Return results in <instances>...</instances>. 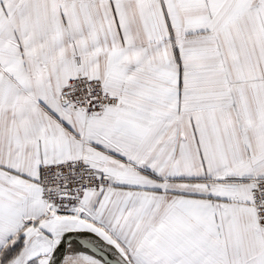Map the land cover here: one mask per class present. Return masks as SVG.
<instances>
[{"label": "snow or ice", "instance_id": "snow-or-ice-1", "mask_svg": "<svg viewBox=\"0 0 264 264\" xmlns=\"http://www.w3.org/2000/svg\"><path fill=\"white\" fill-rule=\"evenodd\" d=\"M0 264H264V0H0Z\"/></svg>", "mask_w": 264, "mask_h": 264}]
</instances>
